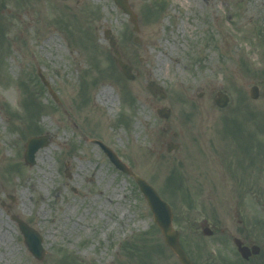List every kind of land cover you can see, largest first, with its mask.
Masks as SVG:
<instances>
[{
	"label": "rangeland",
	"instance_id": "rangeland-1",
	"mask_svg": "<svg viewBox=\"0 0 264 264\" xmlns=\"http://www.w3.org/2000/svg\"><path fill=\"white\" fill-rule=\"evenodd\" d=\"M0 2V264H176L136 183L94 141L171 205L181 242L218 252L209 242L215 238L202 239L196 229V155L202 142L264 145V134L251 126L264 122V0H129L139 44L112 0ZM105 29L133 67V81L122 77ZM149 80L163 85L165 99L149 94ZM253 84L255 100L248 95ZM102 87L112 89L113 108L97 101ZM218 89L230 99L221 109ZM163 106L167 119L156 113ZM34 131L49 143L29 166L23 152ZM169 141L179 148L167 152ZM174 171L178 185L169 182ZM13 215L42 235V260L28 252ZM223 217L236 224L230 212ZM226 246L232 251L230 241Z\"/></svg>",
	"mask_w": 264,
	"mask_h": 264
},
{
	"label": "flooded vegetation",
	"instance_id": "flooded-vegetation-1",
	"mask_svg": "<svg viewBox=\"0 0 264 264\" xmlns=\"http://www.w3.org/2000/svg\"><path fill=\"white\" fill-rule=\"evenodd\" d=\"M247 150L200 144L196 229H209L211 235L205 238H215L209 242L218 252L213 249L212 254L207 250L200 254L188 247L194 264H233L234 259L243 264H264L261 250L241 260L235 246L232 251L226 246L234 238L247 247L264 244V151L258 148L257 153H251ZM225 212L232 214L235 226L225 222Z\"/></svg>",
	"mask_w": 264,
	"mask_h": 264
},
{
	"label": "water",
	"instance_id": "water-1",
	"mask_svg": "<svg viewBox=\"0 0 264 264\" xmlns=\"http://www.w3.org/2000/svg\"><path fill=\"white\" fill-rule=\"evenodd\" d=\"M115 5L126 15H128L129 21L133 24V30L138 31V22H137V17L136 14L132 11L128 4V0H113ZM105 37L109 41V46L111 47L113 53L117 56L118 58V65L122 70L123 75L128 78V79H133L134 75L131 72V66L128 64L124 63L120 59V55L116 49L115 46V39L114 36L111 34L109 30L105 31ZM134 41L139 42V39L137 37L134 38ZM43 79V77H42ZM45 85L49 87L48 83L45 82ZM147 89L150 91V93L153 96H156L159 94L161 98L165 97V93L163 92V89L160 85L155 83L154 81H150L147 84ZM49 92L53 94V91L49 89ZM218 97L215 99V103L219 107H224L228 103V97L225 94H222L221 92L217 93ZM250 96L252 98H257L258 96V90L257 87L253 86L250 89ZM158 114L161 117H167L169 114V110L166 108H162L158 111ZM49 141L47 140V136H41V137H33L31 138L28 143H27V150L24 154V159L25 162L32 165L34 163V153L35 151L42 146H45ZM102 149L105 151V153L108 155L110 160L113 162V164L121 169L122 171L132 175L136 181V183L139 186L140 191L144 195L148 206L150 207L152 213H153V219L154 222L157 224L159 227L164 242L165 244L173 251V253L176 255L177 259L181 264H192L187 257L185 256L183 250L180 248L179 245V234L176 230L173 229L172 227V211L168 204L164 202L154 191V189L149 186L144 180L140 179L138 176L134 175L131 173L123 163H121L115 155L109 151L107 148L102 146ZM175 148H177L176 145H174ZM168 149H171L169 147ZM20 229L23 231L24 237H25V242L30 250V252L37 258L41 259L44 250L42 249L41 246V237L32 229L27 228L24 225H20ZM247 249L242 247L239 248V252L243 257H247ZM253 252H257V250H253Z\"/></svg>",
	"mask_w": 264,
	"mask_h": 264
},
{
	"label": "bare ground",
	"instance_id": "bare-ground-1",
	"mask_svg": "<svg viewBox=\"0 0 264 264\" xmlns=\"http://www.w3.org/2000/svg\"><path fill=\"white\" fill-rule=\"evenodd\" d=\"M50 41H53V39L50 37L48 38L45 43L47 42H50ZM158 60H160L158 58ZM161 63V61L159 62V64ZM97 101L100 102L101 104L103 105H107V106H111V108H113V106L115 105V102H116V99L115 97L113 96V91L112 89H108L107 87H102L98 92H97ZM41 163H44V161L42 160ZM44 172V171H42ZM95 177V176H94ZM101 191V190H100ZM101 195H104V192H101ZM107 200L108 201H111L108 197H107ZM25 203H23V207H25ZM6 254H2L0 256V259L1 258H4Z\"/></svg>",
	"mask_w": 264,
	"mask_h": 264
}]
</instances>
